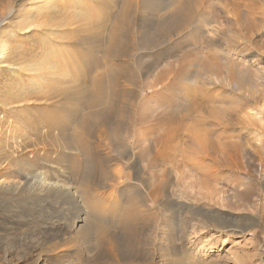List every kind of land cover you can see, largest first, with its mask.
<instances>
[{
  "label": "bare ground",
  "instance_id": "bare-ground-1",
  "mask_svg": "<svg viewBox=\"0 0 264 264\" xmlns=\"http://www.w3.org/2000/svg\"><path fill=\"white\" fill-rule=\"evenodd\" d=\"M117 1L0 0V67L13 68L11 63L20 61L14 75H26L36 88L29 91L31 87L28 89L23 79L18 83L13 80L6 88L2 82L0 107L14 112L40 103L55 105L63 101L66 116L60 120L65 121L55 129L49 126L44 133L65 140L63 149L74 150L71 156L63 155L72 159L71 165L57 164L61 161L58 155L57 161H43L39 166L35 158L44 155L43 147L30 146L41 134L40 126L1 122L0 250L8 240L26 239L30 253L39 254L33 260L36 262L43 254L41 251H46L55 264H69L71 252L78 254L73 255L77 256V264L85 257H99L100 263V257L114 258L118 252H126L132 262L156 259L159 264H183L184 255L190 264H204L207 251L216 247L222 235L237 229L244 232V220L254 218L253 213L234 215L216 206L217 200L222 206L224 198L218 197L219 192L210 186L213 162L223 164L224 155L234 145L214 143L205 139L207 136L200 130L192 129L189 142H183L187 149L182 150L193 156L185 157L180 149L184 160L175 161L179 142L170 152L172 143L167 131L151 139L136 128L133 101L138 87L129 89L126 84L132 63L140 60L133 51L134 45L160 52L193 20L198 0H150L140 15L135 13L139 0H119L116 7ZM32 30L38 31L37 43L25 51L11 43L17 33ZM77 46L83 49L77 59L81 64L75 61L80 55ZM82 71L89 75L84 76ZM90 74L91 88L86 89L76 77L86 79ZM159 80L154 79L149 87L156 86ZM248 116L252 120L264 119L259 109ZM209 117L197 120L209 125ZM208 131L209 128L202 132L208 135ZM146 152L153 159L161 158L164 167L153 169L151 163L145 164L142 158ZM179 165L187 166L189 173L195 170L193 177L200 174L194 177L199 179L197 189L195 185L183 190L169 185L172 180H184L177 174ZM124 167L130 171H124ZM47 206L51 214L41 226L42 219H36L34 213ZM209 217L219 219V223L204 235L201 224ZM29 222L35 223L34 230H21ZM74 237L79 242L78 250L68 245Z\"/></svg>",
  "mask_w": 264,
  "mask_h": 264
},
{
  "label": "rangeland",
  "instance_id": "rangeland-1",
  "mask_svg": "<svg viewBox=\"0 0 264 264\" xmlns=\"http://www.w3.org/2000/svg\"><path fill=\"white\" fill-rule=\"evenodd\" d=\"M126 1L121 0L120 2L125 3ZM139 1L135 11L136 15L143 12V7L148 5L150 0ZM197 2L193 10V20L191 19L190 24H187L183 30L169 40L160 52L145 50L134 45L135 50L133 51L140 56V60L132 63L130 80L126 81L129 89L136 86L139 92L136 91V100L133 101V121L136 120L134 122L136 128L141 129L151 139L160 136L163 131L164 133L167 131L171 137L170 144L172 143L170 152H173V145L179 142V147L174 152L175 161L183 159L181 156L183 157L184 153L182 152L185 151L182 149H187V145L184 146L183 142H189L188 133L190 134L192 129L200 130L199 132L207 136L205 139H210L214 143L234 145L233 149L235 150H229L224 155L225 162L223 164L213 162L210 186L213 185L212 189L219 192L218 197L224 198L222 206L218 205L221 201L217 200V197L214 198L219 202L216 206L234 215H251L253 213L254 218L249 221L244 220L243 224L246 226L244 232L234 229L238 232H231L227 236L222 235L216 247L209 253L207 251L206 260L203 263L264 264V119L261 122L253 117V121L252 117L248 116V113H253L256 109L264 114V0H198ZM156 8L159 9L155 6L154 9ZM92 13L96 15L94 10ZM27 32V34L17 33L16 36L11 37V43L19 45L21 51H25L32 43H37L38 31ZM207 33L211 38L207 36ZM77 47L76 50L80 52V55L75 57V61L81 57L83 50L81 46ZM249 50L253 53H248ZM100 61L101 65L105 63L104 55L101 56ZM19 62L11 63L13 68L0 67V84L6 83L4 86L6 88L13 80L18 83L23 79L28 89L31 87L29 91H34L36 88L31 84L29 77L14 75L13 72L20 66ZM77 63L81 64L78 61ZM93 63L94 61L90 62L91 65ZM83 73L86 77L89 75L86 71ZM156 73L160 74L158 78L154 77ZM80 76L76 77L80 84L86 89L91 88L92 75L90 74L86 79L85 77L82 79ZM154 79H160V83L149 87ZM125 97L131 102L128 95ZM62 104L63 101L55 105L40 103L24 110L15 109L14 112L0 107V126L2 123H9V121L13 123L27 122L24 125L27 124L29 127L40 126L41 134L37 135L34 146H30L40 147L41 145V148L43 147L44 155L35 158L37 160L35 162L40 164L39 166L56 160L58 155L61 156V158L59 157L61 161L56 160L57 164L61 166L72 164L70 157H63V155L71 156L74 152V150L63 149L65 140L44 133L49 129V126H53L55 129L65 121L60 120L62 116H66ZM208 115L210 116L209 120L211 119L209 125L198 122V118L201 119ZM208 128L210 132L208 131V135H206L202 131L203 129L208 130ZM30 135L31 138L35 137L33 134ZM170 155L172 154L170 153ZM184 155L185 157L193 156L188 151ZM143 156L146 157L142 158L144 163H151L153 169L154 167H156L155 169L164 167L161 158L153 159L149 152ZM166 164L169 165L167 162ZM178 170L181 174H177L184 180L180 182V178H178L179 182L174 180V183L172 180L169 185L178 190L189 189L192 185H195L194 189H197L199 179L194 177L200 176V174L197 173L193 177L196 171L192 170L193 173H189L187 172L188 167L182 165L178 166ZM124 171L130 170L124 167ZM50 210V206H47L42 210L37 209L34 213L36 219L39 221L42 219L40 224L44 220L48 221ZM31 223L24 225L21 230H34L35 223ZM218 223L219 219L214 217L203 219L201 225L204 228V235L209 234V230ZM222 239H225L223 243H221ZM29 245L26 239L25 241L8 240L0 250V264H55L51 258H48L49 255L46 251H41L43 254L40 260L33 261L39 254H31ZM68 245L78 250L79 242L74 237ZM197 246V244L194 245L193 250ZM231 250L236 253L231 254L233 253ZM71 253H69V258L72 259L69 264H77L75 263L77 256L73 255L78 254ZM123 253L126 254V252H118L115 253L116 257H103L104 260L100 257L102 259L100 263L99 257H93V260L85 257L86 259L82 258L80 264H135V262H138L136 264H159L156 259L132 262V258L129 259V255ZM188 253L193 255L194 252L188 249ZM43 257L44 261H42ZM196 257L198 258L195 256V259ZM46 258L50 260L47 261ZM94 258L98 262L95 263ZM182 258L183 264H190L189 261L184 260V255Z\"/></svg>",
  "mask_w": 264,
  "mask_h": 264
}]
</instances>
